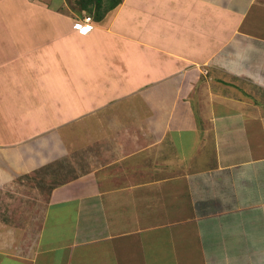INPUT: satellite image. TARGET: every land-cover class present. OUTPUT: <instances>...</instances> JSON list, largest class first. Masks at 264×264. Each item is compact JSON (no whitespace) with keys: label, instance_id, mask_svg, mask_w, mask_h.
<instances>
[{"label":"crops","instance_id":"0c3cea01","mask_svg":"<svg viewBox=\"0 0 264 264\" xmlns=\"http://www.w3.org/2000/svg\"><path fill=\"white\" fill-rule=\"evenodd\" d=\"M139 1L0 0V150L84 163L0 177V264H264V0Z\"/></svg>","mask_w":264,"mask_h":264},{"label":"rangeland","instance_id":"374dc122","mask_svg":"<svg viewBox=\"0 0 264 264\" xmlns=\"http://www.w3.org/2000/svg\"><path fill=\"white\" fill-rule=\"evenodd\" d=\"M138 1L139 0H135V2H132V4L134 5L133 10L135 14L134 16L133 14L131 15V21L130 19H128L125 22L127 23L128 21H130L125 30L130 25H147V28L149 25L155 24L153 22V15L146 14L142 16L141 9L144 6L141 1ZM176 1L177 0H161V5H165L164 9H162V12L164 13V16H166L169 20H173L174 22H176L178 19H180L181 23V12L176 14L173 10L177 8L176 6L178 4H180L181 6L186 5L189 0H178V2ZM157 3L158 5H160L159 1ZM149 4H151V2L149 1L145 3L146 7H148ZM52 132L53 131H51L50 133ZM52 136L48 135L46 138L51 139ZM40 140L41 141H37L33 146L29 147L30 151L28 152L25 150V148L22 149L24 150L23 152L22 150H0V177H2V180H9L12 178V181H14L16 186L21 185L25 188L32 187L39 189L41 188V190H48L56 184H61L62 182L69 180V178H73L78 173V171H80L78 170V167L82 163V159L76 157L77 154L68 155L64 158L53 159L51 158V155H44V141L42 139ZM31 152H33V156H31ZM37 152L39 154H37ZM21 159H23V161H21ZM83 164L84 163H82V165ZM25 193H27V191ZM1 197L2 195H0V198ZM2 208L3 206L0 204V209Z\"/></svg>","mask_w":264,"mask_h":264},{"label":"trees","instance_id":"16d2710c","mask_svg":"<svg viewBox=\"0 0 264 264\" xmlns=\"http://www.w3.org/2000/svg\"><path fill=\"white\" fill-rule=\"evenodd\" d=\"M122 0H76L77 7L93 15L95 20H100L106 13L113 11L121 4Z\"/></svg>","mask_w":264,"mask_h":264},{"label":"built area","instance_id":"2783aa9c","mask_svg":"<svg viewBox=\"0 0 264 264\" xmlns=\"http://www.w3.org/2000/svg\"><path fill=\"white\" fill-rule=\"evenodd\" d=\"M83 21V23L81 24V28H84L86 25H88L89 24V22H90V18L89 17H86L85 19H83L82 20Z\"/></svg>","mask_w":264,"mask_h":264}]
</instances>
